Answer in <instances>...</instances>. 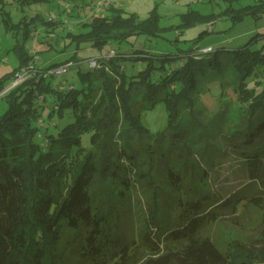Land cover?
<instances>
[{
    "label": "trees",
    "instance_id": "trees-1",
    "mask_svg": "<svg viewBox=\"0 0 264 264\" xmlns=\"http://www.w3.org/2000/svg\"><path fill=\"white\" fill-rule=\"evenodd\" d=\"M10 1L0 0V13L7 16L6 27L15 32L20 62L0 76V92L33 59L25 45L33 36L35 24L39 21L55 27L59 22L37 13L9 24L6 6ZM13 1L24 7L40 0ZM230 2L223 14L237 20L264 12V0L239 8L233 6L234 0ZM107 9L106 14L91 16L85 24L87 30L69 31L68 35L104 46L111 39L143 32L160 34L168 27L160 24L157 6L143 19L114 5ZM219 16L193 9L181 15L180 24L210 23ZM249 43L232 51L223 47L191 49L187 59L159 81L151 78L152 71L164 68L166 61L157 65L155 59L169 56L133 57L118 50L100 56L95 71H80L84 81L80 88L70 84L73 87L61 89L49 77H42L5 92L10 106L0 117V264L264 263V48L250 50ZM123 57H144L149 62L129 78ZM230 66L241 78L236 88L239 119L216 145L243 160L242 167L235 170V179L245 182L223 195L204 177L196 180L195 172L184 181L186 175L173 164L167 168L168 181L157 183L150 162L148 172L139 173L151 179L153 190L140 233L125 230L120 213L126 209L124 201L134 182L121 158L132 159L130 136L140 141L151 136L142 119V108H153L163 101L169 127H174L185 110L196 115L203 79L223 75ZM138 89L143 93V105L136 108L134 92ZM49 93L56 97L49 112L51 119L56 113L64 118L67 109L74 117L58 133L50 132L48 123L40 131L45 106L36 99L40 95L47 99ZM212 131L219 132L220 128ZM86 133L89 136L84 139ZM120 137H124L121 151L117 148ZM147 145L151 157L167 152L160 151L161 145L153 140ZM187 167H181L185 174ZM250 209L261 212L259 227L244 237H234L226 248L220 247L209 228L226 217L229 222L241 223L243 213Z\"/></svg>",
    "mask_w": 264,
    "mask_h": 264
},
{
    "label": "rangeland",
    "instance_id": "rangeland-1",
    "mask_svg": "<svg viewBox=\"0 0 264 264\" xmlns=\"http://www.w3.org/2000/svg\"><path fill=\"white\" fill-rule=\"evenodd\" d=\"M99 1L101 0H40L21 7L11 0L7 4L6 9L10 11L9 24L18 22L24 17L30 19L37 13L47 19L50 14L56 15L59 22L55 27L38 21L35 24L33 36L25 45L30 52L33 49L38 50L40 58L37 64L39 66L65 61L69 58H72L73 61H81L73 65L67 73L49 77L55 87H60L63 80L67 82V85L75 84L79 88L82 87L84 81L80 78V71H95L96 69L91 67L90 58H98L105 54L113 55L118 50L133 57L153 54L163 55L164 58L169 56L166 59L157 57L155 59L157 65L166 61L164 68L156 67L152 71L151 78L154 81H159L173 68L179 67L181 62L187 59V53L191 49L211 45L213 49L223 47L232 51L244 47L248 42H250V50L264 48V12L259 15L248 14L237 20L229 14H223L225 8L230 5V0H110L111 4L115 3V7L123 9L125 14L136 12L141 19L147 17L151 9L157 6L160 24L168 27L160 34L143 32L132 34L121 40L111 39L104 46H94L91 41H79L69 36V31L80 32L88 29L85 24L90 21V14L108 13L106 10H96L89 15L79 14L80 6L86 8L87 5ZM258 1L234 0L233 6L239 8L255 4ZM67 3L71 5V11L66 10ZM193 9L204 13L215 12L220 16L210 22L211 25L199 22L189 27L182 26L180 24L181 15ZM5 17L7 16L0 13V75L15 68L20 62L18 48H15L17 38L14 35V30L6 27ZM80 20L85 21L79 22ZM204 30L207 31L201 35ZM148 62L149 59L144 57H123L122 60L124 70L129 78L145 69ZM240 79V75L232 66L223 75L204 78L196 103V115L191 116L190 110H185L183 118L174 127H169L163 101H158L153 108H142V119L151 130V136L144 137L141 141L135 136H130L128 141L129 150H132L133 153L132 159L121 158L128 167L127 175L130 177V181L134 182L124 201L126 209L120 213L125 230L135 232L136 235L140 233L143 214L147 211L148 201L151 199L153 190L150 187L151 179L149 180L146 176L140 177L139 173L144 170L148 172L147 168H149L150 162L154 164L151 172L157 183L168 181L167 168L173 164L180 167L183 176L186 175L184 181L192 177L195 172L196 180L204 177L214 190L223 195H227L245 182L242 179H235L238 178V175H235V170L242 167L243 160L235 155L227 154L224 149L216 145L217 142L220 143L223 140V134H226L228 129L239 119L240 101L236 88ZM134 93L136 108L141 107L143 105L141 89L135 90ZM42 96L40 95L36 99L38 103L44 102L45 106L44 117L42 116L43 119L39 120L43 123L40 131L44 129V124L48 123V130L58 133L59 129L72 121L74 117L69 116V109H67L64 118L56 113L51 119L49 112L52 105L55 104L56 97L51 93L47 94V99ZM9 106L7 97L0 96V117L8 111ZM121 124L123 125V123ZM216 128H220V131H212ZM88 136L89 134L86 133L84 139H87ZM123 136L126 137V135ZM124 137L119 138L117 147L119 151L124 146ZM148 139L161 145L160 151H167L164 156H160L158 151V155L151 157L152 152L146 148ZM37 140L42 141V137L37 136ZM185 164L188 165L186 174L185 169L181 168ZM103 178L105 179V177ZM261 220V212L257 209H250L243 213L241 223L229 222V218L226 217L214 223L209 228V232L220 247L226 248L234 237L241 234L244 237L245 234L255 231Z\"/></svg>",
    "mask_w": 264,
    "mask_h": 264
},
{
    "label": "built area",
    "instance_id": "built-area-1",
    "mask_svg": "<svg viewBox=\"0 0 264 264\" xmlns=\"http://www.w3.org/2000/svg\"><path fill=\"white\" fill-rule=\"evenodd\" d=\"M111 5L110 0H101L97 3H91L86 6V9L90 12L96 11V10H106L107 7ZM66 10L71 11V5L69 3L66 4ZM50 19L56 18L55 14H50ZM212 46H204L200 50L201 51H208L212 49ZM32 53L34 54L33 59L31 60L29 65L23 66L14 76V78L11 80V82L8 84V86L5 88V90L1 93L4 94L11 88L22 84L23 82L29 80V79H37L39 80L42 77H51V76H61L68 72V70L75 65L76 63H80L81 61H73L68 60L63 63L50 65V66H39L37 64V61L39 59V54L35 49H33ZM112 55V54H110ZM90 65L91 67H98L99 66V57H92L90 58ZM67 82L63 80V83L60 85L61 89L67 88ZM69 87H73V85H69ZM44 98V96H42ZM264 264V263H261Z\"/></svg>",
    "mask_w": 264,
    "mask_h": 264
},
{
    "label": "crops",
    "instance_id": "crops-1",
    "mask_svg": "<svg viewBox=\"0 0 264 264\" xmlns=\"http://www.w3.org/2000/svg\"><path fill=\"white\" fill-rule=\"evenodd\" d=\"M111 5H115V3H113V4H111ZM109 7H110V6H109ZM109 7H108V8H109ZM106 11H108V9H107ZM78 12H79V14L86 13V14H88V15H89V13H91V12L88 11L85 7H82V6H80V7L78 8ZM92 15H93V14H92ZM92 15L90 14V16H92ZM83 21H85V20H80L79 22H83ZM209 24L211 25V23H208V25H209ZM207 46H211V45H207ZM49 48H50V47H49ZM36 50H37V49H36ZM60 62H61V61H60ZM51 63H53V62H51ZM51 63H50V64H51ZM11 70H12V69H11ZM11 70H10V71H11ZM6 73H7V72H6ZM4 74H5V73H4ZM0 76H2V75H0ZM8 84H9V83H7L6 87L8 86ZM6 87H5V88H6ZM5 88H4V89H5ZM4 94H5V93H4ZM4 94H0V96H4Z\"/></svg>",
    "mask_w": 264,
    "mask_h": 264
}]
</instances>
